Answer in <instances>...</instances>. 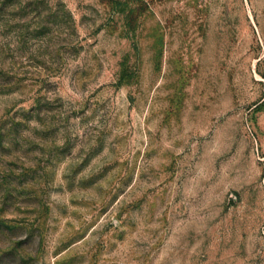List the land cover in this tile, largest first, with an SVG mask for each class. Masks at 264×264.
<instances>
[{"label": "rangeland", "instance_id": "rangeland-1", "mask_svg": "<svg viewBox=\"0 0 264 264\" xmlns=\"http://www.w3.org/2000/svg\"><path fill=\"white\" fill-rule=\"evenodd\" d=\"M0 264H264V0H0Z\"/></svg>", "mask_w": 264, "mask_h": 264}]
</instances>
